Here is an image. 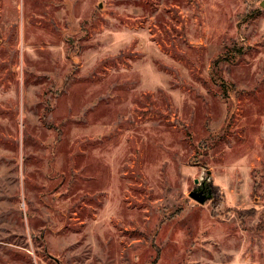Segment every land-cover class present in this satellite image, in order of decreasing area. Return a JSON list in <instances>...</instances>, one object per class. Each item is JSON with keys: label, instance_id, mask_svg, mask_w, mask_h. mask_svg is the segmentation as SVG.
I'll use <instances>...</instances> for the list:
<instances>
[{"label": "rangeland", "instance_id": "374dc122", "mask_svg": "<svg viewBox=\"0 0 264 264\" xmlns=\"http://www.w3.org/2000/svg\"><path fill=\"white\" fill-rule=\"evenodd\" d=\"M262 1L0 0V264H264Z\"/></svg>", "mask_w": 264, "mask_h": 264}, {"label": "water", "instance_id": "95a60500", "mask_svg": "<svg viewBox=\"0 0 264 264\" xmlns=\"http://www.w3.org/2000/svg\"><path fill=\"white\" fill-rule=\"evenodd\" d=\"M260 6H261L262 8H264V0L261 2ZM194 183H195V184H198V180H195ZM203 191H204V190H203ZM203 191H202V190H201L200 192H198V191H196V190H195V191H192V192L189 194V197H190L192 200H194L195 202L199 203V204H204V203L207 201V199L210 198V197H209V196H206V195L204 194ZM55 262H56L57 264H59V262H58L57 259H55Z\"/></svg>", "mask_w": 264, "mask_h": 264}]
</instances>
